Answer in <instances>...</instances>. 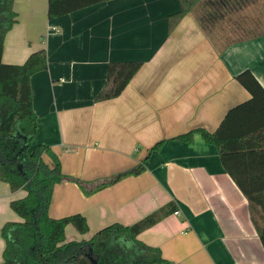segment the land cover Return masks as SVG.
I'll return each instance as SVG.
<instances>
[{
    "label": "crops",
    "instance_id": "0c3cea01",
    "mask_svg": "<svg viewBox=\"0 0 264 264\" xmlns=\"http://www.w3.org/2000/svg\"><path fill=\"white\" fill-rule=\"evenodd\" d=\"M48 1L15 0L18 21L4 40L6 63L47 51L48 68L31 77L33 145H49L63 172L93 185L144 165L91 194L74 181L57 183L51 216L79 212L90 227L82 234L69 224L67 239L133 224L174 202L179 213L138 235L161 249L165 264H264L249 202L219 147L198 130L214 132L252 97L239 73L249 69L264 85V0H201L173 29L180 0H106L52 18ZM130 60L142 65L123 92L97 101L109 62ZM25 195L0 180V263L3 226L22 220L11 202Z\"/></svg>",
    "mask_w": 264,
    "mask_h": 264
},
{
    "label": "trees",
    "instance_id": "16d2710c",
    "mask_svg": "<svg viewBox=\"0 0 264 264\" xmlns=\"http://www.w3.org/2000/svg\"><path fill=\"white\" fill-rule=\"evenodd\" d=\"M106 0H49V17L62 16ZM201 0H180L182 9L169 18L173 29ZM15 0H0V180L12 191L24 189L26 195L11 202L21 221H8L1 234L6 241L0 264H165L169 261L159 247L138 238L145 229L176 211L169 202L130 225L111 223L89 239H67L66 227L89 232L82 213L53 217L50 206L57 183L74 181L85 194H91L126 175L137 174L143 164L110 180L92 184L63 172L59 157L43 143L33 145L38 133L33 106L31 77L48 68V55L42 48L19 64L3 61L4 40L18 21ZM141 61H111L105 85L96 100L118 97L140 69ZM238 81L252 97L233 107L219 127L211 132L198 128L209 143L219 147L223 165L246 196L253 223L264 246V85L247 69ZM194 130L179 138L190 139ZM158 142L151 151L158 149ZM48 156L51 158L48 160Z\"/></svg>",
    "mask_w": 264,
    "mask_h": 264
},
{
    "label": "rangeland",
    "instance_id": "374dc122",
    "mask_svg": "<svg viewBox=\"0 0 264 264\" xmlns=\"http://www.w3.org/2000/svg\"><path fill=\"white\" fill-rule=\"evenodd\" d=\"M65 193H66V190H63V189L58 191V195H59L58 200H59L60 206L63 204V197H64Z\"/></svg>",
    "mask_w": 264,
    "mask_h": 264
},
{
    "label": "built area",
    "instance_id": "2783aa9c",
    "mask_svg": "<svg viewBox=\"0 0 264 264\" xmlns=\"http://www.w3.org/2000/svg\"><path fill=\"white\" fill-rule=\"evenodd\" d=\"M175 213H179V211H178V210H176V211H175Z\"/></svg>",
    "mask_w": 264,
    "mask_h": 264
}]
</instances>
